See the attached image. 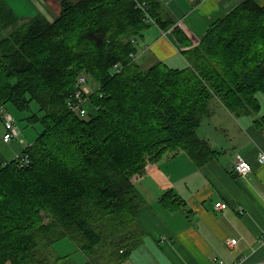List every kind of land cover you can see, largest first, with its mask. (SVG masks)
I'll use <instances>...</instances> for the list:
<instances>
[{
    "label": "trees",
    "instance_id": "16d2710c",
    "mask_svg": "<svg viewBox=\"0 0 264 264\" xmlns=\"http://www.w3.org/2000/svg\"><path fill=\"white\" fill-rule=\"evenodd\" d=\"M59 7L56 17L44 10L49 19L20 23L0 2V32L11 29L0 38V118L10 103L41 126L14 158L0 155V264H73L52 252L62 239L82 264H121L146 234L136 178L168 152L182 150L197 166L213 156L196 134L210 101L264 121V4L242 1L195 46L161 0ZM153 25L186 48L184 67L137 62V43ZM159 200L171 211L184 206L171 190Z\"/></svg>",
    "mask_w": 264,
    "mask_h": 264
},
{
    "label": "crops",
    "instance_id": "0c3cea01",
    "mask_svg": "<svg viewBox=\"0 0 264 264\" xmlns=\"http://www.w3.org/2000/svg\"><path fill=\"white\" fill-rule=\"evenodd\" d=\"M161 1L175 26L195 46L213 21L244 0ZM255 1L264 4V0ZM137 46L136 60L147 59L142 65L156 60L176 68L186 65L181 55L186 48L171 29L161 31L153 25ZM218 111L224 118L221 128L211 124L213 128L201 134L202 118L196 131L214 151L207 163L197 166L178 150L164 154L136 178L143 198L137 222L146 234L121 264H235L239 258H244L242 264H264V245L259 242L264 234V163L258 162V154L264 153V127L252 118L244 122L234 118L223 106ZM216 112L210 111L206 120ZM239 158L250 167L243 176L235 171ZM170 190L184 202L180 209L168 210L160 202L161 195ZM218 201L227 208L215 210ZM229 239H236V244L227 246Z\"/></svg>",
    "mask_w": 264,
    "mask_h": 264
},
{
    "label": "rangeland",
    "instance_id": "374dc122",
    "mask_svg": "<svg viewBox=\"0 0 264 264\" xmlns=\"http://www.w3.org/2000/svg\"><path fill=\"white\" fill-rule=\"evenodd\" d=\"M35 1H37V3H32L30 0H0L4 7H8L7 9H11L13 14H15L19 18L20 23L28 22L31 18L38 15L43 16L47 19L50 18L49 16L56 17L58 15L60 10V0ZM41 8L45 10V12L47 11L49 16H45V12ZM40 9L42 10V12ZM10 31L11 29L2 30L0 32V38L7 36ZM142 60L143 59L139 58L137 62L142 65ZM145 60L147 61L146 58H144L143 61L145 62ZM95 87L96 84L92 80H89L86 88L94 89ZM259 98L261 100L260 111L264 112V95H259ZM221 107L222 106H220V104H217V102H215L214 100L210 101L209 111L217 112L215 113L216 115L214 116V118L210 120H206V116L203 117L205 122L203 124V130L200 132L201 134H203V132L206 133L208 130L213 128L211 124H215V126H218V128H221L223 126L222 121H224V118L221 117L222 111H218L219 109H221ZM31 109L32 111L36 110L35 103H31ZM5 114L9 115L12 118L15 126L19 131V135L9 143H4L2 142V140H0V155L4 158V160L8 161L14 158L17 153H19L27 144L31 143L34 140L37 133L41 130V126L39 124H29L26 119L30 115V112H20L12 104L8 103L3 108L2 119L0 118V135L4 133L3 116ZM231 116L242 122L246 121L247 119L250 120L249 116H240L239 114L236 115L234 113H231ZM259 123L264 127V121L261 120ZM208 126H210V128H208ZM167 154H169V152L165 155ZM136 186H139L138 181L136 183ZM75 248L76 246L72 241H70L69 239H62L52 246V252L58 254L59 256L68 255L70 261L73 264H82L85 260V256L80 251H75Z\"/></svg>",
    "mask_w": 264,
    "mask_h": 264
},
{
    "label": "built area",
    "instance_id": "2783aa9c",
    "mask_svg": "<svg viewBox=\"0 0 264 264\" xmlns=\"http://www.w3.org/2000/svg\"><path fill=\"white\" fill-rule=\"evenodd\" d=\"M85 81L84 77H80L79 78V83L80 85L83 84ZM83 89V87H82ZM74 97L76 99V103H75V108L77 109V103H82L83 99L81 97V90H76V92L74 93ZM82 111V110H81ZM3 125H4V129L5 132L2 136V140L3 142L7 143L9 141H11V139L16 138L19 134V131L17 129V127L15 126L14 121L12 120V118L9 115H4L3 116ZM258 162L259 163H264V153H259L258 154ZM250 170V167L248 165V163L243 160L242 158H239L237 163H236V167H235V171L238 175H245L248 173V171ZM214 208L215 210H224L227 208L226 203L222 202V201H218L214 204ZM237 240L236 239H229L226 241V245L227 246H233L234 244H236ZM260 244L264 245V234L261 236L260 240H259ZM244 258H239L238 261L235 264H242ZM219 263L221 264L222 261H219Z\"/></svg>",
    "mask_w": 264,
    "mask_h": 264
},
{
    "label": "bare ground",
    "instance_id": "6f19581e",
    "mask_svg": "<svg viewBox=\"0 0 264 264\" xmlns=\"http://www.w3.org/2000/svg\"><path fill=\"white\" fill-rule=\"evenodd\" d=\"M119 67H120L119 64H118V65H114V67H113V71H118Z\"/></svg>",
    "mask_w": 264,
    "mask_h": 264
}]
</instances>
